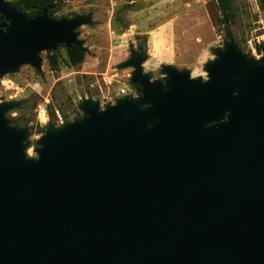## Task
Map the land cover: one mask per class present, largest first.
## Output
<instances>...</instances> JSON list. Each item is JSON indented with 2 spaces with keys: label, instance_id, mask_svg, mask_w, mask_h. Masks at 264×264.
Listing matches in <instances>:
<instances>
[{
  "label": "water",
  "instance_id": "water-1",
  "mask_svg": "<svg viewBox=\"0 0 264 264\" xmlns=\"http://www.w3.org/2000/svg\"><path fill=\"white\" fill-rule=\"evenodd\" d=\"M0 16V78L81 47L89 23L4 0ZM212 54L206 80L166 65L161 81L130 50L139 96L81 101L80 119L41 126L33 159L0 101V264H264V49Z\"/></svg>",
  "mask_w": 264,
  "mask_h": 264
},
{
  "label": "rangeland",
  "instance_id": "rangeland-1",
  "mask_svg": "<svg viewBox=\"0 0 264 264\" xmlns=\"http://www.w3.org/2000/svg\"><path fill=\"white\" fill-rule=\"evenodd\" d=\"M4 1L11 4L15 0ZM228 1L234 17L223 28L218 23L216 0H56L57 20L89 19L74 30L84 50L81 63L69 66L64 48L57 47L54 67L47 64L42 52L39 70L23 65L0 78L8 86L0 89L1 101L17 103L5 118H17L12 126L28 132L26 157L35 158L41 126H58L56 114L62 123H69L81 118L77 106L83 100L98 101L102 108L114 104L120 90L136 94L138 86L129 85L131 68L121 67L130 50L144 58L141 72L161 81L160 67L166 65L187 71L191 79L206 80L204 64L212 61V51L222 49L227 41L248 59L257 60L260 52L255 47L253 54L248 43L255 36L257 16L264 10L259 0ZM40 104L47 113V121L41 118V123L34 111Z\"/></svg>",
  "mask_w": 264,
  "mask_h": 264
},
{
  "label": "trees",
  "instance_id": "trees-1",
  "mask_svg": "<svg viewBox=\"0 0 264 264\" xmlns=\"http://www.w3.org/2000/svg\"><path fill=\"white\" fill-rule=\"evenodd\" d=\"M217 8L220 13V18L218 23L221 27L225 28L233 19L234 12L230 9L228 0H216ZM13 9L16 13L21 14L25 17H34L38 15L41 11L46 12V17L48 19H56V13L58 11V7L56 4V0H15L11 3ZM259 5L262 10H264V0H259ZM2 23V18L0 16V24ZM66 62L69 66H76L81 63L84 50L82 47H78L76 45H71L67 48H64ZM257 52L259 50L257 49ZM47 64L49 66L56 65V57L53 52L45 53ZM138 97L139 95L136 94ZM50 115H52L50 113ZM75 118L74 120H77ZM9 124L14 125L18 122L17 118H9Z\"/></svg>",
  "mask_w": 264,
  "mask_h": 264
},
{
  "label": "built area",
  "instance_id": "built-area-1",
  "mask_svg": "<svg viewBox=\"0 0 264 264\" xmlns=\"http://www.w3.org/2000/svg\"><path fill=\"white\" fill-rule=\"evenodd\" d=\"M254 33H255V36H254V38H252V40L250 42L251 44H253V47L250 45V43H248V44H249L250 50L252 51L253 54H255V52L257 51V50L255 51L254 48L257 47V49L259 50L260 55H261V52L264 49V12L260 13L257 16V19L255 21ZM259 52H257V53H259ZM4 81L5 80L0 79V89L1 88L8 89L7 88L8 86H6V84H4ZM124 95H128L131 98L137 97L136 94L131 95L130 92L127 91L126 89L120 90L117 97L124 96ZM0 101H1V96H0ZM34 111H35V115H36V118L38 119L39 123H41V118H44L47 121V113H46V110L44 108V105H42V104L37 105ZM55 118H56L55 121L57 124L62 123V118L59 115L56 114Z\"/></svg>",
  "mask_w": 264,
  "mask_h": 264
}]
</instances>
